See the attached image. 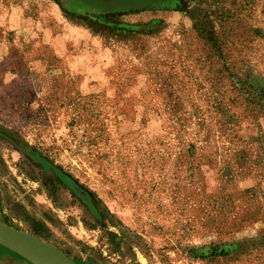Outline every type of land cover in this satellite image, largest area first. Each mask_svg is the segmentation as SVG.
Returning a JSON list of instances; mask_svg holds the SVG:
<instances>
[{"label": "rangeland", "instance_id": "rangeland-1", "mask_svg": "<svg viewBox=\"0 0 264 264\" xmlns=\"http://www.w3.org/2000/svg\"><path fill=\"white\" fill-rule=\"evenodd\" d=\"M0 221L76 264H264V0H0Z\"/></svg>", "mask_w": 264, "mask_h": 264}, {"label": "water", "instance_id": "water-1", "mask_svg": "<svg viewBox=\"0 0 264 264\" xmlns=\"http://www.w3.org/2000/svg\"><path fill=\"white\" fill-rule=\"evenodd\" d=\"M21 148L26 147L16 141ZM0 246L31 264H76L56 247L0 221Z\"/></svg>", "mask_w": 264, "mask_h": 264}]
</instances>
